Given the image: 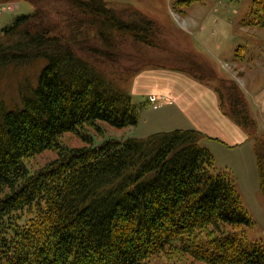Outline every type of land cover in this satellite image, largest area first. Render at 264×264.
<instances>
[{"label":"trees","instance_id":"1","mask_svg":"<svg viewBox=\"0 0 264 264\" xmlns=\"http://www.w3.org/2000/svg\"><path fill=\"white\" fill-rule=\"evenodd\" d=\"M119 10L105 0H72L55 19L35 5L0 28V69L44 60L20 106L0 103V264H148L160 253L203 264H264V244L247 238L253 222L235 182L216 170L198 129L78 147L59 142L65 133L85 138L86 126L100 131L99 122L135 126L147 104L134 101L129 88L147 65H123L131 55L112 42L129 36L154 46L156 22L130 5ZM243 23L264 30V1L253 2ZM194 67L176 69L206 78ZM217 82L221 109L255 131L235 81ZM252 136L264 189V136ZM44 150L55 157L30 169L26 159Z\"/></svg>","mask_w":264,"mask_h":264},{"label":"rangeland","instance_id":"2","mask_svg":"<svg viewBox=\"0 0 264 264\" xmlns=\"http://www.w3.org/2000/svg\"><path fill=\"white\" fill-rule=\"evenodd\" d=\"M105 1L117 10L121 6H133L156 22L154 46L136 43L129 36H117L114 39L112 42L114 45H121L120 48L125 51L124 53L128 52L131 55L132 59L122 58L123 65L129 66L128 64L131 63L133 68H137L146 64L144 69L153 66L179 68L192 62L196 73L209 78L202 80L214 86L218 84L219 77L227 79L231 74L236 77L234 81L252 116L250 111L253 109H250L248 102H252L255 94L264 88V30L243 22L256 0ZM35 5L44 9L48 15L51 13L52 18L57 19L61 12L70 9L72 0H39ZM35 5L26 0H0V28L9 24L15 15L31 12ZM59 26L63 27L60 23ZM43 63L44 60L38 58L25 65L9 64L0 69V103L2 106L5 108L20 106L21 93L28 94L29 86L35 84ZM205 69H210L214 73L213 77L210 76L212 78L208 77V71L206 72ZM138 73L131 78L130 89ZM219 84L221 85L220 81ZM223 84L228 87L232 85V82ZM150 95L145 100L150 106L143 105L137 125L116 128L99 122L97 126L100 131L86 126L81 132L85 138L73 133H65L60 136L59 142L67 147H78L89 144L88 141L97 144L107 138L119 139L128 135L142 137L155 131L173 129L174 125L171 123L174 122L170 115L161 109H152L148 102ZM224 104L227 105L225 99ZM260 105L259 114L256 117L252 116L257 129L249 131L250 133L247 131L251 136L256 134L264 136V107L262 103ZM255 111H258V106ZM173 119L181 124L182 120ZM200 145L204 146L202 139ZM212 154L216 170L227 171L233 178L241 203L252 219V226L245 230L247 238L260 240L264 244V189L259 186L253 148L229 152L222 148L212 147ZM55 155L53 150H44L27 158L26 164L30 169H35L53 159ZM148 264L203 263L193 262L185 255L172 256L160 253L151 257Z\"/></svg>","mask_w":264,"mask_h":264},{"label":"crops","instance_id":"3","mask_svg":"<svg viewBox=\"0 0 264 264\" xmlns=\"http://www.w3.org/2000/svg\"><path fill=\"white\" fill-rule=\"evenodd\" d=\"M231 78L236 80L233 75H228L227 79ZM130 92L136 102L146 100L150 94L157 95L162 104L152 109H161L170 115L175 123H171L174 128H195L201 131L202 143L211 153L212 147L229 152L245 148L250 150L251 147L254 150L253 137L221 109L215 86L186 71L173 67H148L134 77ZM249 102L248 106L253 109L250 113L256 117L260 112V103L264 107V88ZM257 106L258 111H255ZM173 118L182 120L180 123L184 124L180 126Z\"/></svg>","mask_w":264,"mask_h":264},{"label":"built area","instance_id":"4","mask_svg":"<svg viewBox=\"0 0 264 264\" xmlns=\"http://www.w3.org/2000/svg\"><path fill=\"white\" fill-rule=\"evenodd\" d=\"M149 100H150V102L153 103V106L154 107H157L158 106V99H157L156 96H154V95L149 96Z\"/></svg>","mask_w":264,"mask_h":264}]
</instances>
